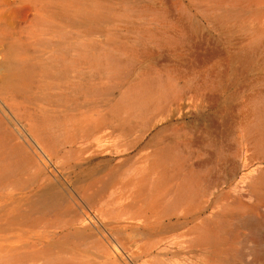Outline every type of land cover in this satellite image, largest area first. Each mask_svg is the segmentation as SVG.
<instances>
[{
  "label": "rangeland",
  "instance_id": "obj_1",
  "mask_svg": "<svg viewBox=\"0 0 264 264\" xmlns=\"http://www.w3.org/2000/svg\"><path fill=\"white\" fill-rule=\"evenodd\" d=\"M0 264H264V0H0Z\"/></svg>",
  "mask_w": 264,
  "mask_h": 264
}]
</instances>
